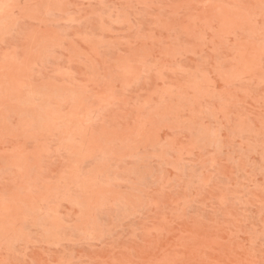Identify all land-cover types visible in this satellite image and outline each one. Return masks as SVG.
Returning a JSON list of instances; mask_svg holds the SVG:
<instances>
[{
    "label": "rangeland",
    "instance_id": "1",
    "mask_svg": "<svg viewBox=\"0 0 264 264\" xmlns=\"http://www.w3.org/2000/svg\"><path fill=\"white\" fill-rule=\"evenodd\" d=\"M0 264H264V0H0Z\"/></svg>",
    "mask_w": 264,
    "mask_h": 264
}]
</instances>
